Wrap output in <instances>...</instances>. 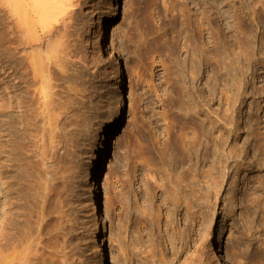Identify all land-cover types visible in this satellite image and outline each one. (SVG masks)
Listing matches in <instances>:
<instances>
[{"label": "rangeland", "instance_id": "obj_1", "mask_svg": "<svg viewBox=\"0 0 264 264\" xmlns=\"http://www.w3.org/2000/svg\"><path fill=\"white\" fill-rule=\"evenodd\" d=\"M116 1L96 0L86 12L92 53L99 49L95 32ZM126 2L106 27L110 55L104 66L82 67L80 78L61 89L60 102L67 107L56 140L60 156L68 157L59 170L75 178L73 263L82 264V250L83 264H123L127 256L130 264H167L176 249L160 205L191 241L185 264H219V231L232 264H264V0ZM236 19L248 29L245 37L229 32ZM220 36L218 49L213 42ZM241 37L252 40V49L244 48L247 57L237 47ZM120 76L128 82L129 108L122 138L147 185L122 155L106 189L107 138L120 110ZM8 81L7 70L0 71L6 101ZM5 136L0 128V235L6 241L13 163L7 161ZM90 241L96 250L89 249Z\"/></svg>", "mask_w": 264, "mask_h": 264}, {"label": "bare ground", "instance_id": "obj_2", "mask_svg": "<svg viewBox=\"0 0 264 264\" xmlns=\"http://www.w3.org/2000/svg\"><path fill=\"white\" fill-rule=\"evenodd\" d=\"M95 1L0 0V71L7 70L9 78L7 101L2 95L3 92L0 91V128L6 131L8 148L6 151H8L9 157L7 161L13 163L14 167L11 168L13 174L9 177L11 187L8 186L7 189V193H9L8 211L5 213L7 240L5 241L3 237L4 242H0V264H75L73 258L76 253L72 248L78 240L75 238L76 241L73 243L72 235L77 220L73 183L75 178L73 180L69 173L64 175L65 173L59 170L61 160L64 161L67 155L63 160L60 156L61 152L58 153V148H62V146L56 140V133L60 130L57 129L61 114L66 112L62 111L66 105H61L63 103L60 102V94L64 85L66 86L74 78H80L82 67L87 68L92 62L104 66L105 58L110 55L106 27L111 26L127 3V0H117L116 8L102 20L98 31L95 32L99 49L92 53L86 45L92 24L87 18L86 12L92 10ZM234 24H236L235 30L231 29L234 31L230 30V33L235 32L236 37L248 34L247 27L242 26L240 20ZM226 28L230 29V26ZM218 32L215 33L217 36ZM199 35H201L200 32ZM221 38L220 36L213 42V45L218 49H221L218 47L222 45L220 44ZM245 41L241 37L238 45L236 44L237 47H243V50L244 48L248 49L247 51L251 50L250 42L252 40L246 41L249 43ZM247 51L244 52L245 56ZM198 54L203 53L198 52ZM201 60L199 59L198 63ZM205 61L207 62V60ZM194 74L195 72L193 76L196 77L197 74ZM200 80L199 76L198 81ZM118 82L121 88V102L117 117L109 124L108 134L112 136V139L109 141L111 160L107 164L110 173H107L106 189L107 186H110L108 181L112 180L111 178L114 176V166L122 155L126 157L127 163L138 174L140 183L147 185L143 173H139V165L133 160L122 138L121 131L129 109L128 102L125 100L128 82L122 76ZM106 138L107 135L104 134L100 141L103 143ZM168 156L165 155V157ZM109 177L111 178L109 179ZM108 201H106V213L109 216L108 211L112 209V206L111 201L110 203ZM157 210L164 217L168 236L176 249L173 258L167 264H185L190 256V251L193 250L189 237L184 230L182 232L174 224L160 205ZM85 214L87 213L85 212ZM218 234V251L215 259L219 264H232L223 233L219 231ZM88 244L86 245L90 250L93 248L96 250L94 243L91 245L90 241ZM149 248L152 249V247ZM121 251L124 250L121 249ZM81 252L80 258L84 259L86 252ZM91 253L89 254L91 255ZM124 254L126 255V253ZM88 258L86 257V259ZM82 259H80V263L87 262ZM123 264H130L128 256L124 259Z\"/></svg>", "mask_w": 264, "mask_h": 264}, {"label": "water", "instance_id": "obj_3", "mask_svg": "<svg viewBox=\"0 0 264 264\" xmlns=\"http://www.w3.org/2000/svg\"><path fill=\"white\" fill-rule=\"evenodd\" d=\"M111 139H112V136H111L110 134H108V138H107V140L109 141V140H111ZM214 241L216 242V238H215Z\"/></svg>", "mask_w": 264, "mask_h": 264}]
</instances>
